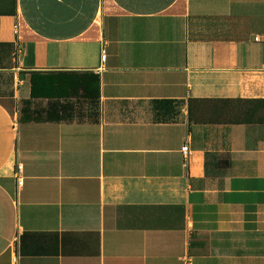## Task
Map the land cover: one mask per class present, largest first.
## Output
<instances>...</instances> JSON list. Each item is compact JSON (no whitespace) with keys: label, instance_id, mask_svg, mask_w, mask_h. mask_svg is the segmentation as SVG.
<instances>
[{"label":"crops","instance_id":"0c3cea01","mask_svg":"<svg viewBox=\"0 0 264 264\" xmlns=\"http://www.w3.org/2000/svg\"><path fill=\"white\" fill-rule=\"evenodd\" d=\"M0 47V264H264V0H0ZM33 71L94 115L20 122Z\"/></svg>","mask_w":264,"mask_h":264},{"label":"trees","instance_id":"16d2710c","mask_svg":"<svg viewBox=\"0 0 264 264\" xmlns=\"http://www.w3.org/2000/svg\"><path fill=\"white\" fill-rule=\"evenodd\" d=\"M24 77V73H20ZM30 95L22 101L20 122H61L72 121L75 108L73 99H83L96 107L100 99V78L93 72H30ZM13 75L0 73V96H12ZM35 101H45L44 107L35 106ZM250 102L242 100H217L222 107ZM154 121L172 123L180 112L181 102L175 100H154L151 102ZM238 121V120H237ZM226 165L229 162L226 161Z\"/></svg>","mask_w":264,"mask_h":264},{"label":"rangeland","instance_id":"374dc122","mask_svg":"<svg viewBox=\"0 0 264 264\" xmlns=\"http://www.w3.org/2000/svg\"><path fill=\"white\" fill-rule=\"evenodd\" d=\"M0 48H3L1 50L2 51L1 53L3 54V56H4V54H6L7 57H11L10 59H6L5 63L2 62L1 65L4 68H6V69H10L11 67L16 66V62L14 61L13 58L17 57V54L12 57V55L14 53V49L12 47H6V48L0 47ZM8 54H10V55H8ZM21 90H22V93H23L24 92V87ZM71 103L73 104V106L75 108V115H76L75 117L77 119H80V120H84V119H87V118L93 116L95 111H96V107L92 106L91 104H89L87 101H85L83 99H73V100H71ZM45 104H46L45 101H35L34 102L35 106H40V107H44ZM213 105L214 104H212V106ZM208 106L211 107V104H209ZM205 107L202 104L198 105L197 106L198 109H197V111H195L196 115L197 116L203 115ZM246 107H248V106H246V105L243 106V105L238 104V105H232L229 108H231L233 110H236V109L245 110Z\"/></svg>","mask_w":264,"mask_h":264},{"label":"built area","instance_id":"2783aa9c","mask_svg":"<svg viewBox=\"0 0 264 264\" xmlns=\"http://www.w3.org/2000/svg\"><path fill=\"white\" fill-rule=\"evenodd\" d=\"M105 60H106V56H105V51L103 50L102 51V55H101V61L102 62H105ZM182 152H183V154L185 155L186 158H189L190 151H189V148H188L187 145H185V146L182 147ZM20 170H21V167H19V171Z\"/></svg>","mask_w":264,"mask_h":264}]
</instances>
